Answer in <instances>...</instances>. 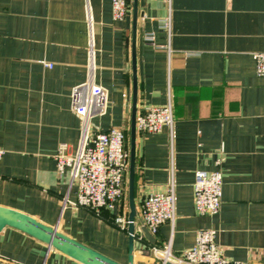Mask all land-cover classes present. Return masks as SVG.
Wrapping results in <instances>:
<instances>
[{
    "label": "crops",
    "instance_id": "crops-1",
    "mask_svg": "<svg viewBox=\"0 0 264 264\" xmlns=\"http://www.w3.org/2000/svg\"><path fill=\"white\" fill-rule=\"evenodd\" d=\"M129 12L115 20L111 0H0V205L40 221L121 262L128 233L115 222L128 216L125 194L113 210L73 204L68 172L57 170L59 144L74 154L83 120L71 109L74 85L92 81L107 106L87 123L86 138L121 128L129 148L133 97ZM170 15L168 34L161 21ZM153 32L157 47L144 41ZM169 44L170 52L165 48ZM264 52V0H137L136 116L171 102L174 123L136 132L135 225L144 196L173 184L175 217L147 241L134 237V264H160L152 246L170 242L175 254L196 232L216 229L232 262L264 264V77L255 73ZM49 63L51 66H46ZM221 207L200 215L193 203L196 170L217 169ZM0 259L12 264H82L13 227L0 230Z\"/></svg>",
    "mask_w": 264,
    "mask_h": 264
},
{
    "label": "built area",
    "instance_id": "built-area-1",
    "mask_svg": "<svg viewBox=\"0 0 264 264\" xmlns=\"http://www.w3.org/2000/svg\"><path fill=\"white\" fill-rule=\"evenodd\" d=\"M128 0H111V13L115 20L122 19L129 12ZM169 34L171 20L168 14L161 21ZM144 41L154 47L153 32L143 35ZM165 48L170 52L169 44ZM255 73L264 77V52H255ZM46 66L51 64L46 63ZM106 90L92 81L76 84L71 89V109L83 120V139L74 154L65 152V144H59L55 154L57 170L60 174L68 172L71 185L75 186L76 206L91 210H113L125 194V178L129 166V150L126 147V135L123 129L111 127L106 131H97L86 138L87 123L93 116H101L106 111ZM174 117L170 101L160 106H147L136 116V132L155 133L168 128L171 132ZM5 150L0 148V160ZM217 169L212 171L196 170L192 183L193 203L200 215L217 214L221 207L222 172L221 158L216 161ZM175 217V197L173 184L164 192L150 193L144 196L139 209V225H135L134 237L144 225L151 234H155L164 223L173 224ZM115 222L122 228L128 224L127 217L117 215ZM153 257L160 264H242L232 262L223 255L216 242L215 228H202L196 232L194 244L175 254L170 242L165 246H152ZM0 264H12L0 259Z\"/></svg>",
    "mask_w": 264,
    "mask_h": 264
},
{
    "label": "water",
    "instance_id": "water-1",
    "mask_svg": "<svg viewBox=\"0 0 264 264\" xmlns=\"http://www.w3.org/2000/svg\"><path fill=\"white\" fill-rule=\"evenodd\" d=\"M133 15V36L131 44L132 69H133V97L129 126V166L127 171V199L129 213L127 216L128 252L125 264H134V230L136 208L134 201V175H135V155H136V100H137V80H136V57H135V26L137 18V0H132ZM13 227L27 235L45 243L57 251L82 264H124L87 244L73 238L67 233L57 229L55 225L46 224L36 217L20 210L0 205V230L4 227ZM144 238L154 242L153 235L144 226H140ZM167 264H173L168 262Z\"/></svg>",
    "mask_w": 264,
    "mask_h": 264
}]
</instances>
